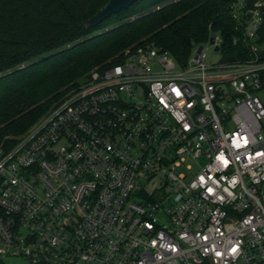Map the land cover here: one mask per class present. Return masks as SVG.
Instances as JSON below:
<instances>
[{"label": "built area", "instance_id": "obj_1", "mask_svg": "<svg viewBox=\"0 0 264 264\" xmlns=\"http://www.w3.org/2000/svg\"><path fill=\"white\" fill-rule=\"evenodd\" d=\"M263 8L251 59L137 46L0 147V264H264Z\"/></svg>", "mask_w": 264, "mask_h": 264}, {"label": "trees", "instance_id": "obj_2", "mask_svg": "<svg viewBox=\"0 0 264 264\" xmlns=\"http://www.w3.org/2000/svg\"><path fill=\"white\" fill-rule=\"evenodd\" d=\"M108 1L0 0V147H12L91 70L118 63L137 46L154 44L185 64L193 48L215 34L222 38V62L253 56L245 16L235 18L232 9L235 0H139L85 28ZM258 1L264 2L249 5ZM257 44L264 60V22Z\"/></svg>", "mask_w": 264, "mask_h": 264}, {"label": "water", "instance_id": "obj_3", "mask_svg": "<svg viewBox=\"0 0 264 264\" xmlns=\"http://www.w3.org/2000/svg\"><path fill=\"white\" fill-rule=\"evenodd\" d=\"M139 0H109L106 5L101 7L97 13L85 22V28H95L99 24L111 18L113 15L127 10L129 7L137 3ZM211 45L215 44L214 38L210 40ZM219 47L215 48L219 52Z\"/></svg>", "mask_w": 264, "mask_h": 264}, {"label": "rangeland", "instance_id": "obj_4", "mask_svg": "<svg viewBox=\"0 0 264 264\" xmlns=\"http://www.w3.org/2000/svg\"><path fill=\"white\" fill-rule=\"evenodd\" d=\"M119 20H122V18L118 19V20H116V19L112 20V22L107 24L106 26L110 27L112 24H114L116 21H119ZM249 30H253V26L252 25L249 26ZM213 36L216 37L215 34ZM199 47H204L205 48V52L207 54V60H206L207 63H217L221 59V53L215 52L214 47L208 45L207 43H203L202 46H198L197 48H199ZM263 48H264V46H263ZM95 69H93V70H95ZM93 70H91L87 74V76ZM87 76L85 78H87ZM81 80L82 79H80V82H81ZM259 96H260V98H261V100H262V102L264 104V89L259 92ZM262 123H263V126H264V120L262 121ZM4 261H5L6 264H23V261L21 259L6 258V259H4Z\"/></svg>", "mask_w": 264, "mask_h": 264}]
</instances>
